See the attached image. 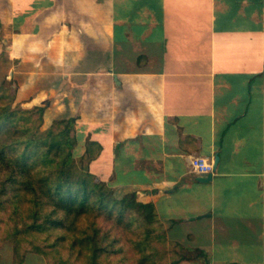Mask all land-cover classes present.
Returning a JSON list of instances; mask_svg holds the SVG:
<instances>
[{"label": "crops", "instance_id": "1", "mask_svg": "<svg viewBox=\"0 0 264 264\" xmlns=\"http://www.w3.org/2000/svg\"><path fill=\"white\" fill-rule=\"evenodd\" d=\"M0 54L44 128L69 118L100 150L89 169L145 207L169 261L264 264V0H0Z\"/></svg>", "mask_w": 264, "mask_h": 264}, {"label": "trees", "instance_id": "2", "mask_svg": "<svg viewBox=\"0 0 264 264\" xmlns=\"http://www.w3.org/2000/svg\"><path fill=\"white\" fill-rule=\"evenodd\" d=\"M8 84L1 78L0 240L23 244L46 264H175L145 207L97 181L88 163L100 150L85 141L80 151L74 121L43 129L42 113L15 106Z\"/></svg>", "mask_w": 264, "mask_h": 264}, {"label": "rangeland", "instance_id": "3", "mask_svg": "<svg viewBox=\"0 0 264 264\" xmlns=\"http://www.w3.org/2000/svg\"><path fill=\"white\" fill-rule=\"evenodd\" d=\"M3 56H5V55L0 54V80H1V78H4V76L9 74L10 68L13 67L10 64V61H8L6 58H3ZM15 68H17V67H15ZM18 68H20V67L18 66ZM22 72H24V71H20L21 74H23ZM6 81H8V83H9V81H11V84H8V85L11 86V92L15 93V95H16L14 105L16 106L17 104H19L22 107H25V105L22 102H19V100H18L19 98H18L17 93H16V88L14 87V84H13L14 83L13 79L10 80V78H7ZM27 108H30V107H27ZM35 108L37 109L38 112L42 113V111H40L37 107H35ZM43 129H44V127H43ZM150 228H151V226H150ZM154 232H158V231H154ZM16 248L17 249L20 248V251L28 252V251L24 250L25 248H24L23 244L17 246V245H14L10 240H0V264H6L7 262H10L11 259H13V254L15 253V252L13 253V251H15ZM167 250H168L167 258H169L170 257L169 256V254H170L169 248H167ZM29 253H33V252H29ZM35 254H37V253H35ZM38 255H40V254H38ZM44 260H45V258H44ZM45 262H46V260H45Z\"/></svg>", "mask_w": 264, "mask_h": 264}, {"label": "built area", "instance_id": "4", "mask_svg": "<svg viewBox=\"0 0 264 264\" xmlns=\"http://www.w3.org/2000/svg\"><path fill=\"white\" fill-rule=\"evenodd\" d=\"M191 171L200 176H206L207 174H212L214 171L213 162L203 156H195L190 160Z\"/></svg>", "mask_w": 264, "mask_h": 264}, {"label": "water", "instance_id": "5", "mask_svg": "<svg viewBox=\"0 0 264 264\" xmlns=\"http://www.w3.org/2000/svg\"><path fill=\"white\" fill-rule=\"evenodd\" d=\"M212 176L211 174H207L206 176H200L198 178V180H200L201 182H208L209 180H211Z\"/></svg>", "mask_w": 264, "mask_h": 264}]
</instances>
